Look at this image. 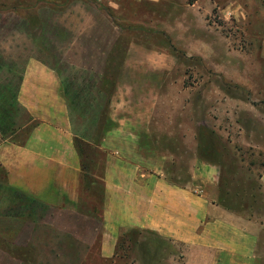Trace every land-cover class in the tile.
Wrapping results in <instances>:
<instances>
[{
  "label": "rangeland",
  "instance_id": "374dc122",
  "mask_svg": "<svg viewBox=\"0 0 264 264\" xmlns=\"http://www.w3.org/2000/svg\"><path fill=\"white\" fill-rule=\"evenodd\" d=\"M31 59L62 80L86 167L81 192L96 159L100 179L111 156L163 174L260 224L264 264V0H0V136L25 122L16 93ZM144 88L156 128L142 151L128 146L126 122L129 91ZM95 201L63 221L0 183V250L16 256L0 264H196L184 245L135 227L120 230L112 260L99 259L91 251L108 229Z\"/></svg>",
  "mask_w": 264,
  "mask_h": 264
},
{
  "label": "crops",
  "instance_id": "0c3cea01",
  "mask_svg": "<svg viewBox=\"0 0 264 264\" xmlns=\"http://www.w3.org/2000/svg\"><path fill=\"white\" fill-rule=\"evenodd\" d=\"M129 92L126 124L133 133L127 139L128 146H141L144 151L150 130L156 128L150 125L154 119L150 111L153 105L148 101L151 92L145 88ZM16 97L26 119L10 134L0 136V183L53 210L63 221L65 213H77L94 196L97 201L89 204L104 211L100 217L108 231L102 233L101 249L91 254H98L103 261L112 260L113 243L120 230L135 227L153 230L162 240L184 245L189 262L258 264L260 224L204 196L167 184L163 174L154 176L148 170L126 168L111 156L100 179L96 159L91 187L81 192V157L72 132L67 95L58 74L45 63L31 59L26 64ZM117 98L112 97V110L118 104ZM109 140L113 145L114 133ZM122 158L135 161L130 154ZM150 176L158 179L153 184L155 191L151 190ZM53 237L41 241H54ZM53 254L64 257L60 252ZM43 255L50 256L47 251ZM0 256L16 257L6 250H0Z\"/></svg>",
  "mask_w": 264,
  "mask_h": 264
},
{
  "label": "trees",
  "instance_id": "16d2710c",
  "mask_svg": "<svg viewBox=\"0 0 264 264\" xmlns=\"http://www.w3.org/2000/svg\"><path fill=\"white\" fill-rule=\"evenodd\" d=\"M17 98V97H16ZM81 167H82V171H83V173L84 174H86V167H85V165H84V163L81 161ZM13 192H15V191H13ZM22 200H29V201H31V203H33V204H36V205H40L39 203H37V202H35L34 200H31V199H29V198H27L26 196H24V195H22V194H20V193H18V192H15ZM41 207H43L42 205H40Z\"/></svg>",
  "mask_w": 264,
  "mask_h": 264
}]
</instances>
